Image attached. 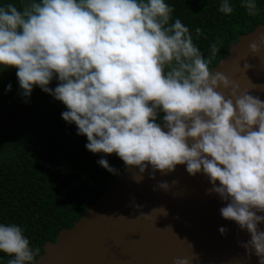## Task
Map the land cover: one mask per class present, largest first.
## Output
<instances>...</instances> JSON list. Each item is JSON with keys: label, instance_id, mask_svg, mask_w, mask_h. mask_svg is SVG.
Masks as SVG:
<instances>
[{"label": "clouds", "instance_id": "1", "mask_svg": "<svg viewBox=\"0 0 264 264\" xmlns=\"http://www.w3.org/2000/svg\"><path fill=\"white\" fill-rule=\"evenodd\" d=\"M241 6L250 16L259 14L256 0ZM174 11L165 0L7 3L0 6V67L17 69L23 97L39 86L66 105L61 116L87 137L86 149L115 153L138 169L137 182L149 165L153 179L155 170L167 174L180 164L193 176L202 171L211 183L207 194L227 202L222 217L250 234L239 246L264 264V230L258 227L264 223L258 214L264 213V101L214 72L218 43L205 58L189 27L179 18L173 22ZM219 11L231 14L233 6L222 0ZM195 33L203 35L199 27ZM262 45L264 34L249 48L257 54ZM251 67L245 63V72ZM54 78L59 83L53 89ZM221 86L230 93L217 91ZM11 88L9 83L5 90ZM97 163L119 174L107 159ZM169 187L162 181L153 190ZM132 205L141 207L134 199ZM0 251L13 257L6 264H36L40 256L15 223H0ZM198 259L193 252L173 264Z\"/></svg>", "mask_w": 264, "mask_h": 264}, {"label": "water", "instance_id": "2", "mask_svg": "<svg viewBox=\"0 0 264 264\" xmlns=\"http://www.w3.org/2000/svg\"><path fill=\"white\" fill-rule=\"evenodd\" d=\"M262 34L264 23L237 35L212 70L264 101V87H256L264 86V45L257 54L249 48ZM245 63L252 65L246 72ZM217 91L230 93L222 86ZM152 171L149 165L137 182L138 169L125 166L70 227L43 243L36 264H173L174 258L193 252L199 259L191 264H259L255 254L249 257L239 246L238 241L250 239L247 230L222 217L220 209L227 202L207 194L211 187L207 175L202 171L190 175L184 164L167 174L155 170L154 179ZM162 181L169 183V189L153 190ZM133 199L140 208L132 205ZM221 226L228 229L224 235ZM258 227L264 230V223Z\"/></svg>", "mask_w": 264, "mask_h": 264}, {"label": "trees", "instance_id": "3", "mask_svg": "<svg viewBox=\"0 0 264 264\" xmlns=\"http://www.w3.org/2000/svg\"><path fill=\"white\" fill-rule=\"evenodd\" d=\"M30 0H0V6L14 3L18 8ZM174 6L173 22L179 18L189 27L193 42L205 58L210 45L218 43L219 53L210 67L225 54L237 35L264 23V0H256L259 14L250 16L243 0H229L231 14L219 11L222 0H165ZM202 29L197 38L195 29ZM206 37V38H205ZM8 69V68H7ZM0 67V71H5ZM54 78L50 88L58 85ZM0 114V223H15L24 229L30 247L39 248L53 241L106 189L112 174L97 161L101 158L118 170L125 167L115 154L92 153L87 137L77 134L75 123L61 113L66 105L34 86L31 96L13 93ZM27 100V102H26ZM158 112L157 122L163 123ZM13 257L0 251V264Z\"/></svg>", "mask_w": 264, "mask_h": 264}, {"label": "rangeland", "instance_id": "4", "mask_svg": "<svg viewBox=\"0 0 264 264\" xmlns=\"http://www.w3.org/2000/svg\"><path fill=\"white\" fill-rule=\"evenodd\" d=\"M16 68H8L5 71H0V114L3 107L11 100L13 93L21 94L22 89L19 86L18 78L16 75ZM11 83V91H6V86Z\"/></svg>", "mask_w": 264, "mask_h": 264}]
</instances>
